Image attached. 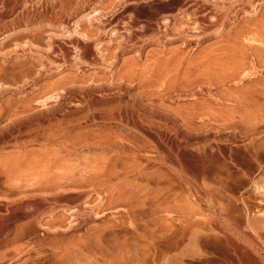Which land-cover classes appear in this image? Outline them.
<instances>
[{
  "label": "rangeland",
  "instance_id": "374dc122",
  "mask_svg": "<svg viewBox=\"0 0 264 264\" xmlns=\"http://www.w3.org/2000/svg\"><path fill=\"white\" fill-rule=\"evenodd\" d=\"M98 1L0 0V31L21 18L0 48V129L40 119L47 111L27 115L79 82L54 74L25 94L45 64L33 54L74 44L68 16L89 11L76 36L98 37ZM118 3L95 11L134 3L153 21L188 16L158 19L134 50L107 46L115 74L96 80L118 88L103 105L0 149V264H264V0ZM18 154L32 165L6 168ZM73 198L87 206L10 225L16 210Z\"/></svg>",
  "mask_w": 264,
  "mask_h": 264
},
{
  "label": "flooded vegetation",
  "instance_id": "af4514ba",
  "mask_svg": "<svg viewBox=\"0 0 264 264\" xmlns=\"http://www.w3.org/2000/svg\"><path fill=\"white\" fill-rule=\"evenodd\" d=\"M117 1L119 2V0H116V3ZM133 4L134 3H129L128 5L126 4L123 7L115 6L108 10H102L103 6H100L101 8L98 7L94 15V17L96 16L100 18L99 20H101L99 22H94V25H96L100 29L99 35L97 37L98 39H90L86 42L77 36L72 39H68L66 35H64L65 38L73 41L74 44H66L65 50L59 49L58 52L52 53L51 55L43 53L33 54L34 57L41 58L45 64H43V66L40 65L41 67L39 68V70H37L36 75L32 79L33 86L31 87V89L25 91V94H31V96L36 94L39 86L42 82H44L43 79L48 76H54V74H59L58 77L66 74H74L76 76H79V82L69 85L67 91L62 92L63 96L54 97V99L52 100L53 103L48 105L46 108H38L36 111L27 115L30 117L31 115L38 112L51 110L52 113L49 112V115L46 118H27L26 120L29 122L22 127H16L15 125L9 129H0V131H3V137L0 135V149L15 146L17 143L21 142L25 136L28 135V131L32 130L37 125H55L66 119H70L73 116L82 117L86 115L88 109H93L103 105L102 101L106 99V96H109V94L104 93V91L109 88H118L117 82H115L114 80H96L100 77H110V75L107 74L110 71L115 74V70L113 68L116 67L118 60L116 59V57H111V55L107 51V46L119 48V45L121 44L127 45V48L123 47L124 49L134 50L138 42H141L142 44L139 46L149 44L151 41L152 31L157 30L159 27H161L159 25V21H153L150 19V17L141 15L140 7H134ZM192 5L193 4L188 5V7L183 8L181 11H188V8ZM83 12L84 11L80 13L78 12V15L68 16V20L72 19L73 22L69 23V25H61V30H63V27L68 28L69 30L72 29L74 27V22L81 18L83 15L87 14L89 11L85 13ZM178 13L180 14L179 11H177L176 13L164 14L161 17H158V19L160 20L168 16L171 17V15L172 18H175L177 15H179ZM34 16L35 19H38L37 14H35ZM15 18L17 19L18 16L11 18V20ZM9 20H7V22H11V20ZM168 21L171 23L170 20ZM160 23H162L163 25L169 24H165V22H163L162 20H160ZM114 31H117L116 34L119 38L116 35V37H113V40L111 42L109 38ZM5 32V28L3 30L1 29L0 31V35L3 34V36L0 37V42L2 43L5 40L4 38H7L8 34H10ZM10 40L13 39L10 38ZM96 43L101 44L100 49L103 52L102 56L99 52L96 51ZM50 50V52H54L53 47ZM117 51H119V49ZM110 63L112 64V66L109 69L108 66L110 65ZM40 76H42L41 79H39ZM117 93H119L118 90L115 91V93H112V95ZM67 200L68 201H63L62 203L53 202L56 206H41L39 204H34L27 206L25 209L16 210L12 214L10 225L15 228L18 226V224H16V222L18 221H34L38 217L44 218L46 216H50L52 212L54 214H57L60 211L69 210L70 208H77L80 205H84L85 202L84 199L78 200V198ZM85 206L87 205H84V207ZM4 210L5 209L0 208V215L7 216L9 213L5 214L3 212ZM77 211L79 210H72V212Z\"/></svg>",
  "mask_w": 264,
  "mask_h": 264
},
{
  "label": "bare ground",
  "instance_id": "6f19581e",
  "mask_svg": "<svg viewBox=\"0 0 264 264\" xmlns=\"http://www.w3.org/2000/svg\"><path fill=\"white\" fill-rule=\"evenodd\" d=\"M102 1H104V0H102ZM101 0H99L98 2H97V4H95L94 5V7L93 8H91V10H92V12H95V9H96V7L98 6V5H101L103 2H102ZM105 2V1H104ZM118 2V1H117ZM119 3L120 4H122V3H126V0H119ZM118 3V4H119ZM127 4V3H126ZM129 4V3H128ZM127 4V5H128ZM6 6V5H5ZM83 7V6H82ZM123 7V6H122ZM85 8V7H84ZM83 9V8H82ZM11 10V9H10ZM7 11V10H5V15H4V17H6L7 19H8V17H9V13H11V15H12V10L11 11ZM127 10V9H126ZM145 12H147L146 10H145ZM192 12V11H191ZM68 13V12H67ZM23 14V13H22ZM145 14V13H144ZM147 14V13H146ZM179 14V13H178ZM181 14V13H180ZM179 14V16H181V18L182 17H187L188 15L187 14H184V15H180ZM20 15V14H19ZM95 15V14H94ZM126 16V15H125ZM155 16V15H154ZM172 16V15H171ZM176 16V15H175ZM174 16V17H175ZM178 16V15H177ZM19 17V16H18ZM157 17V16H156ZM5 18V19H6ZM32 18V17H31ZM34 18V17H33ZM84 18H87V20L89 19V20H91V18H93V16L91 15V14H87V15H85V16H83L81 19H79V20H77L75 23H74V27H73V30H72V33H71V31L69 32V33H71V34H67V37H70V39L73 37V35H74V37L76 36V35H82L80 32H79V27L81 26V20L82 19H84ZM167 18V17H166ZM16 19V18H15ZM15 19H10L11 20V24L10 25H12L13 23H14V21H16L15 23H17L18 22V20L19 19H21V18H19L18 20H15ZM35 19V18H34ZM98 19V18H97ZM157 19V18H156ZM177 19V18H176ZM9 20V21H10ZM99 20V19H98ZM154 20V19H153ZM175 20V19H174ZM211 20H212V22L213 21H215L216 19H215V17H213L212 16V18H211ZM1 21V20H0ZM95 21V20H94ZM93 21V22H94ZM99 21H101V20H99ZM157 21V20H156ZM90 22V21H89ZM163 22H165V24L166 23H170L169 21H168V19H164L163 20ZM6 23V22H5ZM14 23V24H15ZM91 23H92V21H91ZM7 24V23H6ZM199 24V23H198ZM9 25V26H10ZM53 25V24H52ZM118 25V24H117ZM168 25V24H167ZM196 26V25H195ZM4 27V26H3ZM166 27H169V26H166ZM174 27V26H173ZM5 29H7L8 27L7 26H5L4 27ZM29 29V28H28ZM20 30V29H19ZM142 30V29H141ZM166 30V29H165ZM165 30H164V32H165ZM199 30V29H198ZM23 31H27V29H25V30H23ZM23 31H19L18 33H23V34H25ZM69 31V30H68ZM67 31V32H68ZM132 31V30H131ZM157 32V31H156ZM15 33V31L14 32H12V34H10V35H8L7 36V38H4L5 40H4V42L2 43V42H0V48H6V46L8 45L9 46V42L10 41H12V40H10V38L13 36V35H15L14 34ZM17 33V34H18ZM117 33V31H114L113 32V34H111V36H110V41L112 42V40H113V37H116V34ZM22 34V35H23ZM119 34V33H118ZM165 34H167L166 32H165ZM26 36V35H25ZM78 37H80V36H78ZM85 36H83V38H84ZM117 37H118V35H117ZM19 38H21V37H19ZM23 38V37H22ZM82 38V37H81ZM82 38V39H83ZM119 38V37H118ZM12 39V38H11ZM84 40V39H83ZM88 40H89V38H88ZM92 40H96V39H92ZM85 41V40H84ZM163 41V40H162ZM86 42H87V40H86ZM12 43V42H11ZM11 43H10V45H11ZM51 44V43H50ZM91 44V43H90ZM52 45V44H51ZM51 45H50V47H49V49L47 50V53H48V51L52 48L51 47ZM93 45V44H92ZM101 44L100 43H96L95 44V48H96V51L97 52H99L100 54H101V56H102V50L100 49L101 47ZM84 47V46H83ZM28 49V48H27ZM25 50V49H24ZM36 50V49H35ZM77 50V49H76ZM9 51V50H8ZM7 51V52H8ZM51 51V50H50ZM49 51V52H50ZM5 52V51H4ZM11 52V51H10ZM78 52V51H77ZM12 54V53H11ZM2 55H4L5 57V60L7 61V56H8V54L7 53H2ZM79 55V54H78ZM47 56V55H46ZM75 57V56H74ZM38 58V57H37ZM44 58V57H43ZM40 60V59H39ZM72 60V59H71ZM76 60V59H75ZM41 62H42V59H41ZM55 62V61H54ZM76 62V61H75ZM76 64V63H75ZM45 67V66H44ZM92 93V92H91ZM69 105V104H68ZM54 111V110H53ZM49 112H51L52 113V111L50 110V111H47V112H43V113H40V114H36L37 115V117L39 116V118L41 117V118H46L48 115H49ZM51 113H50V115H51ZM54 113V112H53ZM32 116V115H31ZM33 117V116H32ZM18 118V117H17ZM34 118H36V117H34ZM49 118V117H48ZM0 135L2 136V132L0 131ZM3 137V136H2ZM2 143V142H1ZM27 159H29L28 157H27V155L26 154H18V155H8V156H6L5 158H4V161H5V166H6V168H17V167H20V166H23V165H28V166H31L32 164L31 163H29L30 161H28ZM259 188V187H258ZM262 190V189H261ZM261 192V191H260ZM101 205V204H100ZM18 213V212H17ZM53 213V212H52ZM50 214V216L51 217H53L55 214L53 213V214ZM1 230V229H0ZM1 232V231H0ZM23 231L21 230V231H19V233H22Z\"/></svg>",
  "mask_w": 264,
  "mask_h": 264
}]
</instances>
